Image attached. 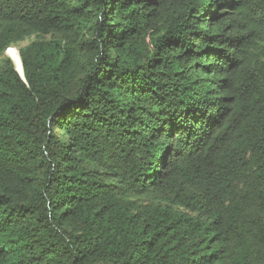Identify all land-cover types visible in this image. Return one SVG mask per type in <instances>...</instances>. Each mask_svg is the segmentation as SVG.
<instances>
[{"label":"trees","instance_id":"1","mask_svg":"<svg viewBox=\"0 0 264 264\" xmlns=\"http://www.w3.org/2000/svg\"><path fill=\"white\" fill-rule=\"evenodd\" d=\"M32 36L0 264H264V0H0V58Z\"/></svg>","mask_w":264,"mask_h":264},{"label":"rangeland","instance_id":"2","mask_svg":"<svg viewBox=\"0 0 264 264\" xmlns=\"http://www.w3.org/2000/svg\"><path fill=\"white\" fill-rule=\"evenodd\" d=\"M38 36H32L30 38H27L24 42L14 45L11 48H9L5 54L0 58V66L3 64L5 59H11L12 61H17V54L19 53V50L24 48L25 46L29 45L30 43L38 40ZM49 38V37H48Z\"/></svg>","mask_w":264,"mask_h":264}]
</instances>
